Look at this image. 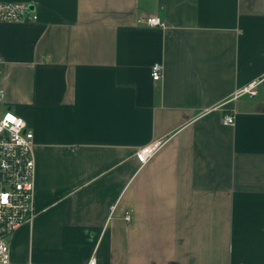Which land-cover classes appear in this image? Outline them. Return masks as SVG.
<instances>
[{"label": "crops", "instance_id": "crops-1", "mask_svg": "<svg viewBox=\"0 0 264 264\" xmlns=\"http://www.w3.org/2000/svg\"><path fill=\"white\" fill-rule=\"evenodd\" d=\"M0 1L38 14L0 21L6 105L35 141L14 262L264 264V0Z\"/></svg>", "mask_w": 264, "mask_h": 264}, {"label": "built area", "instance_id": "built-area-1", "mask_svg": "<svg viewBox=\"0 0 264 264\" xmlns=\"http://www.w3.org/2000/svg\"><path fill=\"white\" fill-rule=\"evenodd\" d=\"M38 19V14L31 9V4L24 1H0V21L31 22ZM145 23L155 26L165 25L158 16H148ZM0 69V264H35L14 262L12 259L11 240L23 225L31 223L37 215L35 206L36 159L34 153V132L29 129L26 120L6 105L5 90L1 86ZM152 78L160 80L163 65L160 62L151 68ZM255 95L256 81L237 91V95ZM233 114L223 117L224 124H234ZM161 145L160 140L147 144L136 151L141 164L147 163ZM125 219L132 215L126 212ZM85 264H97L94 256Z\"/></svg>", "mask_w": 264, "mask_h": 264}, {"label": "water", "instance_id": "water-1", "mask_svg": "<svg viewBox=\"0 0 264 264\" xmlns=\"http://www.w3.org/2000/svg\"><path fill=\"white\" fill-rule=\"evenodd\" d=\"M35 6L34 4H31V9L34 10Z\"/></svg>", "mask_w": 264, "mask_h": 264}]
</instances>
